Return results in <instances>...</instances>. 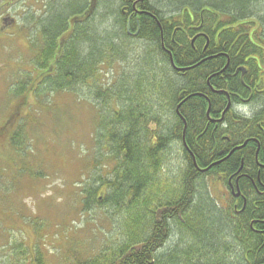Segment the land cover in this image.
<instances>
[{
    "label": "trees",
    "instance_id": "obj_1",
    "mask_svg": "<svg viewBox=\"0 0 264 264\" xmlns=\"http://www.w3.org/2000/svg\"><path fill=\"white\" fill-rule=\"evenodd\" d=\"M77 1L45 5L29 43L38 103L43 92H67L95 108L82 212L103 207L121 219L116 240L73 264H264V0H190L194 12L180 1L170 16L152 0L138 4L141 14L135 0H118L104 30L90 23L91 0ZM170 56L189 70L180 74ZM115 64L113 81L104 70ZM31 82L14 85L20 99ZM247 105L251 114L238 111ZM22 128L10 133L13 147ZM212 182L224 191L215 195ZM22 252L45 264L38 246Z\"/></svg>",
    "mask_w": 264,
    "mask_h": 264
},
{
    "label": "rangeland",
    "instance_id": "obj_2",
    "mask_svg": "<svg viewBox=\"0 0 264 264\" xmlns=\"http://www.w3.org/2000/svg\"><path fill=\"white\" fill-rule=\"evenodd\" d=\"M61 1L0 0V264H32L22 250L36 246L45 264H73L81 254H95L110 245L119 232L121 219L113 210L96 207L84 215L81 207L84 195L80 188L89 178L83 176L84 168L92 159L86 153L92 146L94 106L67 92H43L40 103L32 94L41 78L33 65L37 51L29 46L39 40L35 21L43 17L45 5L56 6ZM152 1L164 16L183 7L192 12L197 9L190 0ZM118 3L91 0V18L97 17L101 29L111 27ZM107 10L112 15L103 23L101 15ZM119 70L115 64L110 71L104 70L105 77L118 75ZM32 77L31 90L20 99L14 85H23ZM251 108L242 106L238 111L251 114ZM4 124H10V133L23 127L19 145L8 143L10 133L7 136ZM171 158V167L180 164L178 151ZM212 185L215 195L224 191L221 183Z\"/></svg>",
    "mask_w": 264,
    "mask_h": 264
},
{
    "label": "bare ground",
    "instance_id": "obj_3",
    "mask_svg": "<svg viewBox=\"0 0 264 264\" xmlns=\"http://www.w3.org/2000/svg\"><path fill=\"white\" fill-rule=\"evenodd\" d=\"M74 1V5H73V8H75V9H77L78 7H79V2L77 1V0H73ZM144 0H135L134 1V3H133V9H135V12L136 13H139V14H141V13H145L146 11L145 10H142V9H139V8H136L137 6H138V4H140V3H142ZM119 4V3H118ZM118 4H117V9H118ZM66 10H71L70 8L68 9V7L67 8H65L64 9V11H66ZM110 11L111 10H107V11H105L104 13H102V15H103V17L104 18H106L107 19V16H108V18L110 17ZM114 11H115V13H116V9H114ZM159 12H161V10L159 9ZM117 15V14H116ZM68 13L67 14H65V16H64V20H66V19H68ZM75 21L77 22V23H82V21H80V20H82L83 18L82 17H75ZM130 19L131 18H129V21L127 22V27H126V29H127V33H128V35H130L131 37H134V38H138V36H139V33H140V25H139V23H138V26H137V28H136V30L134 31L133 29H131L132 27H131V22H130ZM94 20H95V23H93L92 21H90V23H91V25H94V27L95 28H97V29H99L98 27H99V25L97 24V17L95 16V18H94ZM114 20H115V16H114ZM159 20V19H158ZM160 21V20H159ZM102 22L104 23H106V21L103 19L102 20ZM101 25V24H100ZM146 32H148L149 31V29L145 26L144 28H143ZM131 30L132 31H134L133 33L131 32ZM86 35V34H85ZM88 36V35H87ZM124 37V36H123ZM90 39H87L88 41H90V40H93V41H95L96 43H99L100 41H105V39L104 38H100L99 36H97V35H92L91 37H89ZM119 40H120V38H118ZM94 42V43H95ZM120 43H121V41H119ZM143 43L144 44H147V43H145V41H143ZM122 44V43H121ZM170 58H171V62H172V65H173V67H175L176 68V70L180 73V74H185L188 70H189V68H190V66H179V65H175L174 64V62H173V57L172 56H170ZM245 72V71H244ZM117 77V74L115 75V74H113V76L112 77H110L111 78V80H113L114 81V79ZM228 93V92H227ZM227 97H228V105H227V108L223 111V113H225L228 109H229V107L231 106V103H232V98H231V95L228 93L227 94ZM181 105V104H180ZM180 105L178 106V108L180 107ZM253 106V105H252ZM207 114L208 115H210V107H209V109H208V112H207ZM220 119H222V117L220 118ZM262 166H264L263 164H261ZM259 174L261 173V168H260V170H259V172H258ZM246 205V202L244 203V206ZM262 222H264V220H262ZM209 256L207 255V254H203L202 253V259H203V261L204 262H206V260H207V258H208Z\"/></svg>",
    "mask_w": 264,
    "mask_h": 264
},
{
    "label": "water",
    "instance_id": "obj_4",
    "mask_svg": "<svg viewBox=\"0 0 264 264\" xmlns=\"http://www.w3.org/2000/svg\"><path fill=\"white\" fill-rule=\"evenodd\" d=\"M193 41H194V39H193ZM243 71H244V69H243ZM242 146H238V147H236L235 149H239V148H241ZM235 149H233L230 153H229V155L231 154V153H233L234 151H235ZM220 162V161H219ZM218 163V162H217ZM216 164V163H215ZM238 191H237V193H236V196H239L240 195V190H239V188L237 189Z\"/></svg>",
    "mask_w": 264,
    "mask_h": 264
},
{
    "label": "flooded vegetation",
    "instance_id": "obj_5",
    "mask_svg": "<svg viewBox=\"0 0 264 264\" xmlns=\"http://www.w3.org/2000/svg\"><path fill=\"white\" fill-rule=\"evenodd\" d=\"M189 14H190V16H191V17H193V16H194V15H193L191 12H189Z\"/></svg>",
    "mask_w": 264,
    "mask_h": 264
}]
</instances>
